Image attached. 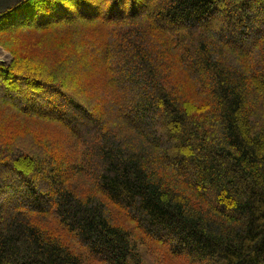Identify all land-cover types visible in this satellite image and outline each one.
Instances as JSON below:
<instances>
[{
  "label": "trees",
  "instance_id": "16d2710c",
  "mask_svg": "<svg viewBox=\"0 0 264 264\" xmlns=\"http://www.w3.org/2000/svg\"><path fill=\"white\" fill-rule=\"evenodd\" d=\"M0 46V264H264V0H16Z\"/></svg>",
  "mask_w": 264,
  "mask_h": 264
},
{
  "label": "rangeland",
  "instance_id": "374dc122",
  "mask_svg": "<svg viewBox=\"0 0 264 264\" xmlns=\"http://www.w3.org/2000/svg\"><path fill=\"white\" fill-rule=\"evenodd\" d=\"M15 2H16V0H0V13L3 12L4 10H6L10 5H12ZM101 9H103L102 6H101ZM76 15L73 13L72 16H71L72 17L71 20H76V18L79 19V17H77ZM18 25L19 26L26 25V22L18 23ZM28 34L37 35V32H34V33L29 32ZM6 36H9V39H10L9 43H11L12 44V47L14 48V54H17L18 56H20V60H22V62H23V56H26V54L28 52H31V56L34 59V60H31V62H32L33 65H35L34 63H37V64H40L42 67H44V66H50L49 68H51L52 70H56V69H53L51 67L52 65H49V64L46 63L47 60H53V59L51 58V55H49V54L46 53V50L45 49H44L45 51H40L42 49V47H44L43 45L41 46V49L40 48L33 49V45H27L26 46L24 44L25 43V41H24V38L25 37L24 38L22 37V39H20V37H17V35H14V37H15L14 38L13 35H12V33L6 34ZM32 38H37V37L33 36ZM35 41H40V40H35ZM46 41H48V40H46ZM45 43H46V45H49L48 46L49 47V53H51L52 50H50V47L51 46H50L49 42H45ZM23 45H25L24 48H23ZM14 54H12L10 51H8L5 48H3L2 46H0V64H2L4 66H9L10 64H13ZM41 54H42V57L39 58V56ZM48 56L50 58H48ZM97 57H94V58H91V59H88L87 60L88 61V64H89L88 65V68L87 67L85 68V66H87V65L84 64V68L88 71V73L91 72V71H95L94 69H96L99 65H102V64H100L102 62V57H100L98 59H97ZM55 61H56V63H58L59 62V58L55 59ZM24 62H26L28 64H31V62L30 61L27 62V60H24ZM62 66L63 65L60 66V68L58 69V71L56 73H61L63 71V69L65 67L64 66L62 67ZM80 67H83V65H80ZM98 94H99V92H95V91L93 92V91H91V93H89L87 90H83V95H85L86 98H89V97L94 98L95 96H92V95H98ZM92 109L94 110L95 113H100L101 114V108H100V106L95 105V106H93ZM3 115H1L2 117L0 116V124H3L2 123L4 121ZM11 116L12 115H10V113H9L8 122L10 123V126H12V125L16 126L17 123H15L14 121H12V117ZM43 126H45V127L41 131L46 132L47 135H51L53 137L54 136L57 137V138H53L52 139L53 141H54V139H58V142H63V141H65L67 139V134L63 133L64 131L60 127L58 129V128H56V126L54 124H51L49 122L44 123ZM1 127H0V130H1L0 132H4L6 129L5 128H1ZM11 130L10 131L13 132L12 133L13 134V137L16 138V134L15 133H18V132H14V131H17V130H13V129H11ZM10 131L8 130L9 133H11ZM3 138H4V140L5 139L8 140V137H5L4 136ZM45 138L51 140L50 137L48 138V136H45ZM58 148H60V149H58ZM52 149H53V151L55 153H57V152L59 154L60 153H65V151L63 149V145H59V146L56 145V149H54V148H52ZM57 150H59V151H57ZM71 150H68V151L71 153L72 152ZM70 153L67 154L68 155L67 158H68V161L70 163H72L73 162V160H72L73 157H72V155H69ZM0 175H2L3 178H7L9 180H13V177L10 178L11 177L10 176L11 173L8 172L7 170L3 169V168L0 169ZM157 246L159 247L158 251L160 252V255L155 258L154 262H152V258L146 257L151 264H195V263L190 262L189 260H187L184 257H178V256L171 255L169 253L168 248H166L165 246H159V245H157ZM87 264H99V263L92 260L91 262H88Z\"/></svg>",
  "mask_w": 264,
  "mask_h": 264
}]
</instances>
